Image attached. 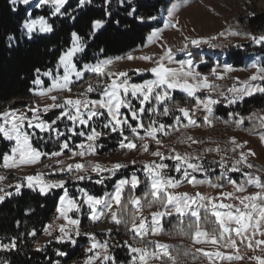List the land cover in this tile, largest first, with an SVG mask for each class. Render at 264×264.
<instances>
[{
	"label": "snow or ice",
	"instance_id": "snow-or-ice-1",
	"mask_svg": "<svg viewBox=\"0 0 264 264\" xmlns=\"http://www.w3.org/2000/svg\"><path fill=\"white\" fill-rule=\"evenodd\" d=\"M119 7L124 11L125 15L132 17L139 24H145L149 21L157 20L154 15H140L138 7L133 3V0H116ZM13 6L12 11H16V5L29 6L33 4V0H9ZM113 0H102L101 4H96L95 0H77L75 6L69 3V0H38L34 5L35 8L48 6L51 8V16L58 18H67L69 21L79 23V19L86 13L85 9L100 8L99 16H88L86 26L88 31L85 35H81L79 31L72 30L70 32V46L63 50L58 56L54 69H48L43 72L39 68L35 70L36 78L33 83L37 86H42L44 81L41 77H48L51 80V86L42 89L36 93L41 99L50 100L51 103L44 105L43 109L39 105L27 107L21 111L19 109H7L0 112V135L8 141H14V146L11 148V154H3V164L0 165L5 169L19 168L24 165H34L41 162L42 156H48L49 159L59 157L67 150L71 155L70 159L80 157L83 159L86 155H94L97 141L101 137H107L111 134H118L120 137L119 147L126 149L128 152L140 150L143 153H148L152 157L159 159V162L153 160L145 162L143 170L147 173L149 180V191L143 197H129L125 203L124 191L128 188L134 191L138 188L141 181L133 173L130 178H123L118 181L115 186V191L110 197H97L89 194L84 189H80L82 193L80 200L69 195V190L65 186V179L47 180L43 172H37L34 175H26L18 181L14 188L15 194L20 195L21 189L27 187L32 191H38L40 195L47 196L53 190H63V194L59 196V206L56 208L58 216L57 220H63L60 225H48L44 232L47 236L53 237L54 232L58 231V235L54 236L55 242L59 244H69L75 246L77 238L81 236L80 220L74 219L70 213H80L84 205L89 209V218L95 223L105 215L110 216V221L119 228L123 226L131 233L133 240L139 238L138 243L142 246H134L124 241V245L131 254L130 264H180V253L172 254L173 246L156 242L143 244L144 238L149 235H160L163 232L161 221L164 217L176 215L179 220L177 233L191 240L193 246L196 245H211L215 251H208L204 247H196V252L207 259L209 264H216L217 261L233 264L235 261H240L244 257L240 251V245L253 252L257 249L264 252V181L258 175L251 172H244L246 179L242 182H237L228 178V183L231 184L232 192H220L219 196H208L201 192H196L190 195L188 192H177L176 189L183 186L186 181L193 187L198 185L208 184L209 187L222 189L224 185L213 184L209 179L197 180L194 173H206L207 169L201 163L200 156L191 153L181 154L175 148L168 150L166 154L161 151L163 141L158 138V134L168 135L173 125L165 124L158 118L168 117L173 115L168 104L172 101V92L179 90L186 93L188 97L194 98L195 104L192 108L180 107L176 105L175 111L179 115H173L174 124L187 129L188 127H201L195 119L196 111H203V124L211 126L213 120L214 106L221 103V99L228 106L236 105L244 102L246 97H252L257 93L264 95V84L254 83L256 81H264V67L253 64L256 69L246 81H237L239 86L234 85L228 89L227 94L219 91L218 85L210 82V76L216 80L224 79V75L231 68L225 67L223 72H218L217 68H212L208 75L196 71V65L192 59L179 61L178 67H169L168 64L173 62L172 49L164 44L161 47L164 49L163 55L158 59L152 56L134 57L128 55V60L139 59L154 64L150 69H136L137 74L150 72L155 79L146 80L143 83H130L128 72H112L110 66L113 64V59H101L96 63L85 62L81 67H78L76 58L83 54L86 58V49L90 47V41L100 40L108 31V27L114 22L119 25L121 22L114 19ZM67 6V7H66ZM142 6V5H141ZM178 5H172L173 11H168L169 19L165 23V27H171L177 31H181L178 27L179 21L172 22L174 10ZM71 9V11H69ZM27 16L31 17L32 12L28 11ZM22 35H26L29 40L33 39V33L52 34L54 32L53 23H50L44 15L35 19H26L22 24ZM224 36L225 33H220ZM227 35L240 36L241 33L229 30ZM249 36L253 43L264 46V35L259 37L251 34ZM160 30L153 31L148 36L149 42H155L160 39ZM218 37L210 38H189L184 37L185 43L181 51L186 52L187 56L193 54L190 48H200L202 45H208L210 48L217 47L212 44L211 40H216ZM6 40L8 47L12 48L18 40L14 35H7ZM100 52L104 49L100 48ZM116 59H123L117 57ZM204 63L203 60L200 61ZM62 69V74H61ZM86 73H92L97 78H104L103 81L97 79L95 84L88 81L87 88L79 93L73 92V85L84 79ZM73 77L75 79H73ZM101 89L99 98L92 99L90 93ZM207 90L209 93L216 92L214 98L211 94L206 98L197 96L198 92ZM57 93V94H53ZM64 93L68 95L65 96ZM138 101V105L134 104ZM161 106H163L161 111ZM52 109H60L55 118L46 121L41 117V112L47 113ZM122 110H127L126 112ZM31 113V115H29ZM149 118V123L144 124V118ZM229 116H239V113H229ZM255 116L253 113L249 117H239L234 123L239 128L243 125L245 119L251 120ZM68 121L65 125L66 131L60 130V121ZM186 121V123L184 122ZM99 122L100 127L96 124ZM135 122V123H133ZM228 123V121H224ZM179 127L176 130H179ZM260 127L264 128V117L260 118ZM38 130L39 133H48L49 138L52 134L57 140L60 137H65L60 142V151H54L51 154L41 152L37 147L33 146L32 137L36 135L33 131L31 134L26 130ZM84 129H87L85 131ZM126 130L131 133V136L126 135ZM144 134L141 135L140 131ZM72 137H83L85 142L76 145L75 150L69 146V140ZM43 140L44 137L40 136ZM188 140L193 144L202 143L192 137ZM259 139L264 143V132L259 134ZM136 141H140L137 144ZM155 142L157 150L150 151V143ZM183 142V141H181ZM232 145L230 151L233 154L238 153L232 165L229 167L226 163L228 157L221 156L219 166L222 170L230 172H240L244 168L252 169L254 165L249 162V157H254L256 154L251 149L247 148V142H239L235 137H231L228 141ZM206 152L215 151L221 153V149H205ZM225 153L229 149L223 150ZM165 160L174 161L173 171L179 174L180 178L168 175L166 170L169 165L164 163ZM135 165L136 161L131 162ZM45 167H50L45 165ZM127 167V164L115 163L111 167H105L99 163L89 162L70 163L64 166L63 161H57V166L53 167V174L67 173L76 181L92 180L90 173H95L98 179L96 184H103L106 179H110L122 168ZM259 171V170H258ZM83 173V174H82ZM108 173L109 175H104ZM223 175V173H222ZM5 177L0 176V181ZM253 186L257 191L251 194L247 193L248 187ZM239 194V195H238ZM12 192L5 191L0 187V203H3L6 197H11ZM150 197V198H149ZM143 201V203H142ZM230 201V202H225ZM127 204H131L133 210L130 215H125ZM145 204L149 209L156 207V211L150 213V219L143 214ZM115 205L116 211H113ZM201 210L205 215L201 217ZM214 217L213 227L208 230L202 227V223H206L208 214ZM190 217L191 223L185 228L183 217ZM108 234H111V229H108ZM30 236H36L35 230L29 233ZM91 241L88 252L93 253L85 264H95L96 260L100 259V253L96 249L103 250L104 264H117L115 256L110 252V247H119L121 245H110L106 240L103 243L97 241L94 233L85 232ZM154 245L150 249L149 245ZM17 249V239L13 237L8 243L0 241V251H13ZM220 249L231 250V254H226ZM43 247L37 245V251H42ZM57 257H66L69 253L56 249ZM184 256L190 255L189 250L183 251ZM166 258V259H165ZM195 259V257H193ZM250 259L256 261V264H264V257L252 256ZM7 264V261L4 262ZM52 264H61L60 260H55Z\"/></svg>",
	"mask_w": 264,
	"mask_h": 264
},
{
	"label": "trees",
	"instance_id": "trees-1",
	"mask_svg": "<svg viewBox=\"0 0 264 264\" xmlns=\"http://www.w3.org/2000/svg\"><path fill=\"white\" fill-rule=\"evenodd\" d=\"M174 1L183 0H133V3L138 7V13L140 15L147 16L151 14L157 16L158 19L166 7ZM76 2L77 0L69 1L73 6H75ZM95 3L101 4L102 0H95ZM12 7L9 0H0V112L7 109H26L30 104L35 102L36 98L33 95V81L36 78L35 70L39 68L43 72L48 69H54L58 56L70 46V32L77 30L81 35H85L87 39L86 33L88 28L86 21L88 16H99L101 11L100 8L83 10L86 15L79 19V23H75V27H73L74 22L69 21L67 18L52 17L50 11L42 10L33 12V18L44 15L50 23H53L54 32L47 35H34L33 39L29 40L27 36L22 35L23 29L21 27L28 17V9L16 7L17 10L14 12L11 10ZM112 7L114 19L120 20L121 23L116 25L113 22L108 27V31L104 37H101L97 41H90V47L86 49V58L83 54H80L76 59L78 67H81L85 62L96 63L101 59L123 57L136 49H141L152 31L162 26L160 22L151 21L143 25L139 24L132 17L125 15L116 0H113ZM231 24V30L240 32V36L245 37L247 36L244 35L246 33L256 37L264 35V14L239 16ZM9 34L18 37L17 42L13 44L12 48L8 47L6 40V36ZM215 45L217 47L212 49L214 51L213 53L217 52L223 56H219L217 62L221 61V58H224L223 60L227 65L233 68H243L249 58L259 57L260 66L264 67V46L262 45H255L249 42L239 46H233L225 42H216ZM100 48H103L104 51L100 52ZM200 61V54L198 52L194 53V63L198 64ZM212 64L213 59L209 57L207 64L201 66L200 69L206 72ZM93 78L97 77L87 74L80 83L73 85V88H83ZM262 84H264V81ZM194 104L195 100L189 99L183 94L175 93L168 106L173 110L176 105L192 107ZM262 111H264V95L261 94L246 98L244 102L233 106L226 107L219 105L214 109L213 117L210 118L213 120L212 125L204 126L203 123L201 124L207 130L209 138L204 137L200 141L202 143L205 141L216 143L222 152H224V149H229L226 152L228 154L230 152L229 143L227 138L223 140V136L238 129L234 121L241 116L247 118L255 113V116L251 120L245 119L243 125L239 128L245 133L256 135L263 130L260 127ZM58 113L59 111L55 112V114ZM229 113H239V116L230 117ZM55 114L51 113V115H48L46 121L54 119ZM224 121H228V123ZM35 132L36 135L32 137V143L41 152L51 154L60 148L59 145L62 139L57 140L53 134L49 138L48 133ZM40 136H43L44 139H39ZM79 143L81 141H76L75 145ZM12 147L13 143L5 140L0 135V165L3 164V154H10ZM0 172H2V166H0ZM125 174L129 175L128 173ZM209 176L216 179L213 174ZM124 177L126 175H118L111 182L107 183L108 186L103 189L91 183H80L79 186L91 195L103 197L107 192L112 190L117 181ZM240 177H242L241 173L231 175V178L237 182H240ZM262 181H264V178H262ZM128 191L124 195L123 203L129 197H132V194L134 197L144 195L141 191L127 194ZM60 195L61 193L59 191H53L47 196H42L37 191L24 188L21 190L20 195L5 198L3 203H0V241L8 243L13 237L17 239L16 250L10 252L0 251V264H4L5 261H7V264H52L55 260H60L61 264H69L71 261L82 259L85 256L78 245L71 246L69 244L51 242L42 246V251H37L35 247L37 238L43 234L46 225L51 221L54 213H56ZM127 207L125 215H130L132 210L128 204ZM204 215L205 213L201 214L202 220ZM182 219L186 228L193 218L187 216ZM214 219V217L208 214L207 222L202 223V227L211 230ZM86 221L84 219L81 222L82 229L88 233H94L95 236H99L89 227V221H87L88 225H86ZM178 225L179 220L177 216L171 217L163 222L161 238L167 242V245L173 246V255L177 252L180 253V264L187 262L199 264L201 261L200 255L193 250L190 239L177 233ZM33 230L36 232V236L34 237L29 235ZM107 241L110 245H121L119 247H110V252L115 256L117 264H130L131 255L128 248L123 246L124 241H128L129 244L136 246H142L141 243H138L139 238L133 240L131 233L123 226L117 228L114 225L113 232L108 235ZM82 242L86 241L82 240ZM143 244L148 243L143 241ZM149 247L152 249L154 246L150 244ZM56 249L63 250L69 253V255L66 257H57L55 255ZM185 249L189 250L190 255H183Z\"/></svg>",
	"mask_w": 264,
	"mask_h": 264
},
{
	"label": "rangeland",
	"instance_id": "rangeland-1",
	"mask_svg": "<svg viewBox=\"0 0 264 264\" xmlns=\"http://www.w3.org/2000/svg\"><path fill=\"white\" fill-rule=\"evenodd\" d=\"M70 1V0H69ZM38 2V0H33V4L29 6L24 5H16L15 7H24L28 9V11L37 12L42 10L52 11L51 8L48 6H43L41 8H35V4ZM172 5H178L179 7L174 10V15L172 17V22H175L176 20L179 21L178 27L181 29V31H177L174 28L171 27H165V23L169 19L168 17V11H173ZM255 14H264V8L260 6V0H183V1H174L170 3L164 12L160 15V17L151 22H160L162 23V26L159 29L161 32L160 39L156 40L155 42H149L148 38L146 40L145 45L141 49H136L129 54L123 56V59H113V64L110 66V70L112 72H121L125 71L128 72V76L130 78V83H143L146 80L149 79H155V77L150 72H144L143 74H137L135 71L136 69H150L154 66V64L142 61L139 59H133L128 60L127 56L132 55L134 57H140V56H152L154 58H159L164 53V49L161 47V44L166 45L167 47H170L172 49L173 54V62L171 64H168L169 67H178L179 61L186 60V59H192L194 61V53L198 52L200 54L201 60L204 61V63H194L196 65V71H200L204 75H208L212 68H217L218 72H223L225 67H229L232 69V71L226 73L224 75V79L222 80H216L215 78L210 76V82L218 85L217 92L222 91L227 94L228 89L233 87L234 85L239 86L237 84V81H246L249 79V77L255 73L256 69L252 67L253 64L260 66V58L259 57H251L247 61L246 65L243 68H233L230 65H227L224 62V58H221L222 60L217 62L220 57H223L220 55V53H213V48H210L208 45H202L200 48H190L189 50L192 52V56H187L186 52L181 51L183 48V45L185 43L184 37L187 36L189 38H210L213 36L218 37L216 40H211L210 42L215 45L216 42H225L233 46H239L244 43H253V41L249 38V36H230L227 35V31L231 30L232 24L231 22L236 19L239 16H253ZM27 19H35L32 16L27 17ZM154 30V31H156ZM25 31V30H23ZM153 32V31H152ZM225 33L224 36H220V33ZM39 32L33 33L34 35H39ZM45 35V34H41ZM26 36V35H25ZM257 45V44H255ZM213 59V64L208 70L203 71L200 69L201 66H204L207 64L208 58ZM77 59V58H76ZM62 74V69H61ZM94 75L92 73H86L85 75ZM95 76V75H94ZM41 79L44 81V84L42 86H37L34 84V90L33 95L36 98V101L30 104L28 107L39 105L41 109H43L44 105L47 103H51L50 100L41 99L36 93L40 92L42 89H46L47 87L51 86V80L48 77H41ZM73 79H75L73 77ZM100 79L103 81L104 78H93L89 81L93 82L95 84L96 80ZM82 81V80H81ZM81 81L76 82L74 85L80 83ZM47 83V84H46ZM254 83L262 84L263 81H256ZM88 86V83L83 88H73L74 93H79L84 91ZM101 89H97V91L90 93L89 97L92 99L99 98ZM175 93H180L185 95L189 99H193L191 97H188L186 93H183L179 90H175L172 92V96ZM57 94V93H53ZM212 95L214 98L217 96L216 92L209 93L207 90L201 91L197 93V96L200 98H206L209 95ZM257 93L256 95H258ZM65 96H67V93H64ZM255 96V95H254ZM249 98V97H246ZM245 98V99H246ZM134 104L138 105V101H134ZM238 104V103H237ZM223 105L226 107H229L225 101L221 99V103L214 106V109L219 106ZM180 107H188L184 105H179ZM233 106V105H232ZM193 107V106H192ZM188 107V108H192ZM163 106H161L162 111ZM176 107L172 110L173 115H179L178 112L175 111ZM25 109H22L23 111ZM56 111L60 112V109H52L51 111L44 113L41 112V117L46 120L48 115H51V113H54ZM126 112L127 110H122ZM204 112L196 111L195 113V119L198 121V123H203V116ZM31 115V113H29ZM173 115H170L168 117H159L158 119L165 123L173 125L172 129L169 131L168 135L158 134V138H160L163 141V147L160 148L161 151H164L166 154L168 153V150L171 148H175L176 151L180 152L181 154L184 153H191L193 155L200 156V161H194L201 163L205 169H207L206 173H194L193 175L196 176L197 180L202 179H209L213 184H222L224 187L222 189H215L212 187H209L208 184L204 185H198L197 187H193L192 185L188 184L186 181L183 183V186L176 189L177 192H188L190 195L201 192L208 196H219L220 192H232L233 188L231 184L228 183V178H231V175L233 174H240L242 177H240V182L244 181L246 177L244 176V172H251L254 175H258L261 178H264V143H262L259 139V134L261 132H264L263 130L256 134V135H250L248 133H245L242 131L241 128L235 129L230 132V134H226L223 136V140L227 138L229 139L231 137H235L239 142H247V148L251 149L253 152H255L254 157H249V162L254 165L252 169L244 168L243 171L240 172H230L222 170L219 166V162L221 160V156L226 155L228 159L226 160V163L230 167L233 163V161L238 158V153L233 154L231 151L226 154L221 151L220 154H217L215 151L212 152H206L205 149H216L218 146L216 143H211L210 141H205L203 143H197L193 144L190 140H188V137H192L198 141L202 140L204 137H208V132L206 129H204V126L202 127H188L187 129L183 127L176 126L174 124ZM55 116V115H54ZM261 117H264V111L261 112ZM186 123V121H184ZM68 121H60V130L66 131L65 125H67ZM135 123V122H133ZM149 123V118L145 116L144 118V124L147 125ZM96 126L99 128L100 124L99 122L96 124ZM179 127V130H176V128ZM26 130L31 134L33 129H27ZM87 131V129H84ZM126 135L131 136V133L126 130ZM140 134L143 135V130L140 131ZM54 135V134H53ZM3 137V136H2ZM55 137V135H54ZM62 141L65 139V137H60ZM6 140V139H5ZM119 140L120 137L118 134H111L107 137H101L100 140H98L97 147L95 148V154L94 155H86L83 159L80 157H76L75 159H70V153L67 150H64V154L59 157H54L52 159H49L48 156H42L41 162L34 165H24L19 168H8L5 169L2 167V172H0V176L5 177L3 181H0V187H3L5 191L12 192L13 195L15 194V184L20 181V179L26 175H34L37 172H43L45 174V178L47 180H57V179H65L67 181L66 187L69 190V195L73 198H76L78 201L80 200V197L82 193L80 192V189H82L79 184L80 183H91L92 185H96L98 188H104L107 187L109 182H111L115 177L118 175H126L124 178H130L133 173L137 175V177L140 179L141 183L138 186L137 189L134 191H130L128 188L125 189V193L128 191L127 194H132V192L135 191H141L144 193L149 191V180L147 173L143 170V165L145 162H151L153 160H156L159 162V159L156 157H152L148 153H143L140 150H133L132 152H128L126 149H121L119 147ZM8 141V140H7ZM76 141L85 142L83 137H72L68 142L69 146L75 150L76 149ZM183 141V142H181ZM13 143L14 141H9ZM137 144L140 143V141H136ZM150 143V151L157 150V146L155 142H149ZM214 146V147H213ZM60 147V145H59ZM212 147V148H211ZM232 145L229 143V148L231 149ZM57 151H60V148L57 149ZM108 151V152H107ZM11 154V152H10ZM135 160L136 163L133 165L131 162ZM57 161H63L64 166L70 163H84L87 164L89 162L92 163H99L101 165H104L105 167H111L115 163H123L127 164V167L120 169L116 172L114 176H112L110 179H106L103 184H96L95 180L99 177L96 176L95 173H90L92 175V180H85V181H76L73 177L69 176L67 173H55L53 174V167L57 166ZM164 163L169 165V168L166 170L168 175H171L176 178H180L179 174H177L175 171H173L174 161L172 160H165ZM45 165H49L50 167H45ZM259 170V171H258ZM217 172V173H215ZM128 173L129 175L125 174ZM223 173V175H222ZM83 174V173H82ZM213 174L216 179L211 178L209 175ZM104 175H109L108 173H105ZM123 179V178H122ZM232 179V178H231ZM118 181L116 182V184ZM239 183V182H238ZM114 184L112 190L110 192H107L103 197H110L114 191L115 186ZM248 191L247 193L243 194H251L257 189L253 186H247ZM28 189L27 187H23L22 189ZM21 189V190H22ZM54 192L59 191L61 195L63 194V190H53ZM52 191V192H53ZM38 192V191H37ZM12 195V196H13ZM143 195V196H144ZM239 195V194H238ZM141 196V197H143ZM133 197V194H132ZM8 198V197H6ZM150 198V197H149ZM230 202V201H225ZM123 203V201H122ZM143 203V201H142ZM59 206V203H58ZM57 206V207H58ZM128 206L133 210L132 205L128 204ZM127 207V206H126ZM128 208V207H127ZM156 207H153L149 209L147 205L145 204L143 209V214L145 216H148L150 219V213L153 211H156ZM113 211H116L115 205L113 206ZM204 213L203 210H201V214ZM210 214V213H209ZM70 216L74 219L80 220V229H81V236L77 238V244L79 248H81L83 255H85L82 259H77L75 261H71L69 264H85V261L93 255V253H90L87 251V249L90 247L91 241L88 239L87 236L83 235L86 231H84L81 227V222L85 219L89 221L90 228L94 230L95 233H97L99 236H96V239L98 242L103 243L107 240L108 237V229H111V233L113 232V224L110 221V216L105 215L102 217L99 221H96L95 223L89 218V209L86 205L82 207V210L80 213H70ZM58 216V213H54L51 221L46 225H60L63 224V220H57L56 217ZM176 215H173L171 217H175ZM171 217H164L161 221V225H163V222L170 219ZM187 217V216H186ZM194 219V218H193ZM86 221V225L87 224ZM85 225V226H86ZM88 227V226H87ZM87 229V228H86ZM58 235V231L54 232L53 237H49L45 234L43 230V234L39 236L35 242V247L37 248V245L44 246L51 242H55L54 236ZM161 235H149L144 238V241H146L148 244L149 242H156L162 244H167L166 241H164L161 238ZM82 240H85L86 242H82ZM136 246V245H134ZM154 246V245H153ZM196 247H204L208 251H215L211 245H196L193 246V250L196 252ZM241 254L243 255V259L240 261H235L233 264H256V261L253 259H250L252 256H260L264 257V252L257 249L255 252L247 249L245 245L241 244L240 246ZM154 248V247H153ZM221 251H224L226 254H231V250L228 249H220ZM96 252L100 253V259L96 260L95 264H104L103 262V250L102 249H96ZM197 253V252H196ZM199 254V253H197ZM131 255V254H130ZM200 255V254H199ZM201 261L199 264H209L206 258H204L202 255H200ZM166 259V258H165ZM156 264H159V262H156ZM182 264H192L190 262L182 263ZM216 264H227V262H221L217 261Z\"/></svg>",
	"mask_w": 264,
	"mask_h": 264
},
{
	"label": "bare ground",
	"instance_id": "bare-ground-1",
	"mask_svg": "<svg viewBox=\"0 0 264 264\" xmlns=\"http://www.w3.org/2000/svg\"><path fill=\"white\" fill-rule=\"evenodd\" d=\"M260 6L264 8V0H260Z\"/></svg>",
	"mask_w": 264,
	"mask_h": 264
}]
</instances>
